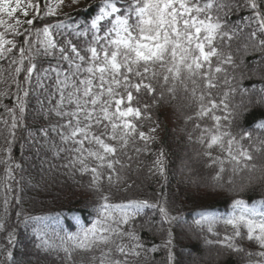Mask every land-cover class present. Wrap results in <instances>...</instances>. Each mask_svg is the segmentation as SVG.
<instances>
[{
	"label": "snow or ice",
	"instance_id": "1",
	"mask_svg": "<svg viewBox=\"0 0 264 264\" xmlns=\"http://www.w3.org/2000/svg\"><path fill=\"white\" fill-rule=\"evenodd\" d=\"M80 4L0 0V232L7 233L0 264H17L12 249L21 224L31 228L37 249L62 253V264H152L150 254L161 249L167 251L166 264H176L172 232L164 225L183 216L172 214L164 193L154 202L129 197L127 173L142 163L156 139L159 124L152 110L180 100L189 110L184 116L192 125L189 141L200 146L207 166L217 169L211 187L227 184L231 190L241 174H247L248 184L255 173L264 179V164L257 163L264 159V120L251 130H232L239 128L235 121L243 112L264 105V86L242 85L249 53L259 54L264 64V0ZM80 13L83 19H77ZM250 92L259 95L245 103ZM33 99L45 121L35 131L26 120ZM22 129L37 158L43 153L42 166L90 178L96 205L87 225L74 217L73 232L58 213L23 209L16 179L22 166L12 156ZM165 168L161 151L149 172L166 179ZM226 172L231 175L225 181ZM14 208L17 223L11 224ZM146 210L159 213V230L167 236L159 245L149 246L141 234L144 225L138 221ZM190 227L216 237L206 242L246 264H264V193L251 202L237 197L224 212L198 211ZM245 241L255 250L243 246Z\"/></svg>",
	"mask_w": 264,
	"mask_h": 264
},
{
	"label": "trees",
	"instance_id": "2",
	"mask_svg": "<svg viewBox=\"0 0 264 264\" xmlns=\"http://www.w3.org/2000/svg\"><path fill=\"white\" fill-rule=\"evenodd\" d=\"M76 11L74 8L66 12L76 13ZM83 18L82 13L77 15V19ZM244 59L247 78L242 82L243 87L251 89V86L255 84L259 89L264 86V79H262L264 64L259 62V54L249 53ZM258 95V92H250L244 97V102H248V96L254 100ZM235 102L239 104L241 97L237 96ZM4 103L11 102L5 100ZM31 104L26 120L29 129L35 131L45 121L35 110V99ZM188 111L182 106L180 100H171L152 110L153 120L159 124L155 134L156 139L149 145L150 151L141 157L142 163L134 164L132 170L127 173V184L132 185L127 195L154 202L160 198V193H164L167 200L171 202L172 214L183 216V220H177L170 226L164 225V229L172 232V252L175 255L176 264H194L195 261L204 263L203 261H209L213 257L216 259L214 264H246L240 256L222 249L217 244L207 243V240H215L216 237L199 229H193L190 225L198 211L207 209L224 212L229 208L231 201L237 197L250 202L253 199H259L264 193V179L259 178L260 173H255L252 182L248 184L247 174H241L234 177L235 187L231 190L227 184L222 188L211 187L210 185L214 184L212 177L217 169L208 167L206 157L198 155L202 151L200 146L189 141L192 125L185 124L184 119ZM261 120H264V105H254L238 117L235 124H238L239 128L233 127L232 130L234 132L241 129L251 130ZM149 126L152 125L146 126L145 130ZM17 136L18 139L12 148V156L22 166V170L16 172V179L20 181L19 195L23 209L33 215L55 216L58 213L61 222L69 231L77 230L74 217H80L81 221L87 225L94 216L93 209L96 205V194L87 187L90 178L87 175H72L62 168H49L48 164L42 166L43 153L40 158H37L35 149L27 142L28 132L22 129L17 132ZM161 151L164 152L166 179L158 173L153 175L149 172L153 161L157 159ZM216 154L219 152L217 151ZM261 160L257 163L264 164ZM2 175L3 165H0V176ZM229 175H231L230 172L224 174L225 181ZM242 183L246 186L243 191H238ZM16 210L18 208L13 209L11 224L17 223ZM146 213L138 221V224L144 225L141 234L149 246L159 245L163 239L167 238L166 232L162 235L159 230V213L154 210H146ZM218 230L223 233L222 228ZM6 236L7 233L0 232V245H7ZM16 237L17 244L12 251L17 264H62L60 259L62 253L58 257L55 253L50 254L35 247L36 240L31 228L26 230L22 224L19 225ZM243 246L249 250H255L247 241L243 242ZM212 250L220 254L208 255V251ZM186 254H192L193 257L189 259ZM166 257L167 251L164 249L150 254L152 264H166ZM0 259L3 257L0 256Z\"/></svg>",
	"mask_w": 264,
	"mask_h": 264
},
{
	"label": "rangeland",
	"instance_id": "3",
	"mask_svg": "<svg viewBox=\"0 0 264 264\" xmlns=\"http://www.w3.org/2000/svg\"><path fill=\"white\" fill-rule=\"evenodd\" d=\"M69 2H70V0H66V3H69ZM93 3H95V0H81V4L79 5V7H80V6H83L84 4H93ZM72 9H74V8H64L63 11L66 12L67 10H72ZM261 161L264 162V159H262ZM210 253H212L214 256L220 254V253H219L218 251H216V250L208 251V255H209ZM186 257L190 259V258L193 257V255H192V254H186ZM213 258H214V259H213ZM213 258H210L209 261H203V262L206 263V264H214L216 259H215V257H213ZM212 259H213V260H212ZM194 261H195V260H193V262H194ZM204 263H202V262H197V261L194 262V264H204Z\"/></svg>",
	"mask_w": 264,
	"mask_h": 264
}]
</instances>
